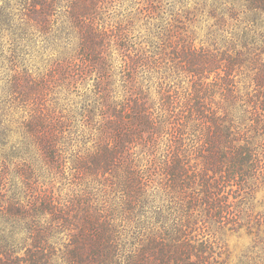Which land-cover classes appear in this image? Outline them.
<instances>
[{"label":"rangeland","instance_id":"obj_1","mask_svg":"<svg viewBox=\"0 0 264 264\" xmlns=\"http://www.w3.org/2000/svg\"><path fill=\"white\" fill-rule=\"evenodd\" d=\"M152 1L76 0L72 14L63 11L64 3H58L59 6L52 11L54 0H0V170L4 167V172H8L3 175L5 179L0 180L2 197L8 199L20 192L32 191V194H39L42 198L44 196L49 199L54 198L58 204H65L57 195L64 184L56 189L42 186L50 182L43 166L32 154L31 145L35 144L49 169L55 171L61 181L70 180L71 184L79 182L78 186L83 185L80 192L74 191L67 196V202L80 196L86 202H91L90 204L95 202V205L100 203L101 206H110L111 203H119L121 197L127 198V194L115 190L118 186L114 183L120 180L126 183L124 186L131 189L134 196H138L135 202L143 201L145 206L144 200L161 197L152 207L172 210L174 207L168 203L169 200L165 201L164 197L166 193L171 192L174 194V205L183 209L184 202L175 199L179 196L181 183L172 179L170 183L173 187L169 188L167 177L161 175L163 168L160 163L164 162L161 157L169 150L170 137L162 136L166 139L162 141L163 146H159L157 152L152 151L147 145H138L139 148L132 150L130 161L123 159L118 153L116 155L111 144L115 142L116 137L113 138L117 131L130 133L136 129V131L148 132L149 129H144L137 123L141 113L144 115L140 119L146 121L144 109L156 117L160 114L157 104L163 108L168 101H171L173 106L177 104L176 108L181 113L187 107V90L191 89L193 94L197 93V84L190 81L187 83V62L188 68L195 70L204 64L202 57L200 53L187 52V49L180 48L179 57H182L180 62H185L186 65L178 68L179 72L176 75H162L160 71L157 74L153 73L157 88L154 93L155 99L151 100L153 102L133 99V102L127 104L122 99H118L121 93L120 88L117 87L116 77L120 74L115 68L110 48L114 43L121 55L127 58V69L124 75L120 76V79L125 81L121 87L127 91L130 75L128 68L140 66L138 63L143 65V61L145 64L151 61L156 63L151 55V49L153 50L151 37L163 32L159 29V26L163 25L162 20L166 23L162 27L166 28L176 24L175 21L181 16L197 19L199 27L195 30L198 36L196 44L201 42L200 33L204 34L211 29L206 24L212 25L214 18L229 19L230 28H225L229 32L240 34L242 29L250 26L254 33L264 36V1L261 0V3L257 4L262 6L263 10H256V1L252 0H156L155 6L159 9L161 21L157 19L158 13H151L152 5L149 4ZM93 4L102 6L106 10V14L101 15V20L98 22L93 20L89 22L88 18H85L95 7ZM117 5L120 7L116 8ZM114 8L116 11L112 12ZM180 12L185 14H180L177 18L175 14ZM110 20L115 21L114 26H109ZM100 25L102 26L98 28ZM33 29L54 47L58 41L66 40L75 32L80 38L79 44L72 50L75 59H70L68 55L62 53L52 61V67L47 75L39 73V70L33 75L29 71L31 53L28 47L34 42ZM140 30H143L144 39L139 43L146 47L138 48L137 43L134 42L136 37L131 33L133 31L139 33ZM119 31L123 33L121 36L118 35ZM5 39L8 40L7 52H5ZM260 39L264 40V38ZM166 40L164 37L163 42H158L163 47L162 52H165L163 44ZM65 52H67L66 46ZM86 54L92 55L95 60L91 63L85 60ZM98 58L107 60L111 65L107 73L106 69L100 67L102 63ZM133 60L138 63H133ZM156 66L151 67L157 69ZM164 69L166 71L168 68ZM247 69L242 64L238 72H233L234 82L240 89L246 82L249 83L250 75ZM93 73L96 75L94 94L77 92L81 99L72 101L69 105L67 103L69 97L61 93L77 84L86 87L87 78ZM6 74L7 79H5ZM213 77L214 75L211 79H214ZM142 84L147 85L144 80ZM103 88L107 89V93H103ZM147 91L153 95L152 89ZM168 93H170L169 100H166L164 98ZM192 97L193 95L189 96V99ZM124 99H127V94ZM14 112L21 113L19 121L12 118ZM185 116V121L182 123L179 120L174 131H185L184 140L187 144V113ZM80 122L89 133H96L91 150L83 154L77 152L66 156L67 150L64 148L63 160L50 163L49 156L46 157L45 154L46 148L52 146L50 138L53 137V129L62 132L61 141L65 143V131L70 135L80 133L78 126ZM14 123L18 124V127H14ZM159 127L163 128L164 124H160ZM18 130H22L23 139H14ZM73 138L84 144L92 140L90 134L87 137L83 134L73 135ZM158 138L159 136L155 137L157 140ZM190 138L188 144H196L193 141L194 136L191 135ZM82 155L89 156L82 162L77 161ZM69 162H71L70 167ZM196 164V161H192V168ZM177 165L179 167V164ZM112 170H115L116 174ZM3 182L7 184L2 186ZM19 187H22V190ZM252 188L251 191L247 190L248 195L243 194V199L238 198L243 193L241 191L243 189L234 190L235 192L228 190L226 200L235 204L234 209L240 208V214L226 219L222 225L216 224L214 230L207 232L204 239L199 236L200 239L214 245L212 249L214 257L210 260L212 264H264V174L253 182ZM104 201L107 204L103 203ZM21 218L23 217L20 216L18 220L23 221ZM157 264L164 262L158 261Z\"/></svg>","mask_w":264,"mask_h":264},{"label":"trees","instance_id":"obj_2","mask_svg":"<svg viewBox=\"0 0 264 264\" xmlns=\"http://www.w3.org/2000/svg\"><path fill=\"white\" fill-rule=\"evenodd\" d=\"M75 1L54 0L52 11L64 3L63 11L73 14ZM155 1L149 4L152 5L151 13H158L157 19L161 21ZM252 1H256V10H263L257 5L261 0ZM94 6L85 16L89 22H98L101 15L106 14L104 7ZM180 14L185 13L175 15L178 18ZM214 20L212 25L206 24L211 29L203 34L199 44H196L198 36L195 34L199 27L197 19L181 16L176 24L166 28L162 27L166 24L162 20L159 29L163 32L151 37V55L156 63L145 64L143 61L141 65L133 60L140 66L128 68L127 99L122 100L127 104L133 99L153 102L151 100L155 98L147 91L153 87L152 76L141 77V73L145 68L160 73L159 66L163 64L164 68L171 66L175 70L174 74L168 75H176L178 68L186 65L180 62V48L200 53L202 57L204 64L195 70L188 68L187 62V83H196L197 93L187 90V107L181 113L177 104L173 106L171 101L167 106L159 107L160 114L156 117L144 109L146 121L140 119L144 115L141 113L137 123L149 129L148 132L117 131L113 138L116 137L115 142L111 144L116 155L130 161L132 150L139 148L138 145H147L157 152L166 139L162 136L170 137L169 150L161 157L164 160L160 163L161 175L167 177L169 188L173 187L172 179L181 183L179 196L175 199L184 202L183 209L174 205L171 192L164 197L174 207L172 210L152 207L161 197L144 200L145 206L143 201L135 202L138 196L124 186L126 183L118 181L119 178L114 183L118 186L115 190L127 194V198L121 197L119 203L110 206L90 204L80 196L58 204L54 198H42L32 191H23L8 199L0 195V264H157L158 261L164 264H212L214 245L202 240L203 237L214 230L216 224L222 225L226 219L240 214V208L234 209L235 204L226 200L228 190L243 189L238 196L243 199V194L248 195L247 190L253 189V182L264 174V40L260 39L264 36L254 33L250 26L242 29L240 34L229 32L225 29L230 28L229 19ZM122 34L119 31L118 35ZM164 37L167 40L163 44L165 52H162L163 47L158 42H163ZM85 60L91 63L95 59L86 54ZM98 61L107 73L111 65L102 58ZM242 64L248 68L250 80L240 89L234 82L233 72H238ZM153 65L157 69L151 67ZM213 75L214 79H211ZM141 80L149 83L144 86ZM103 93H107V89L103 88ZM169 95L164 99L169 100ZM185 113L187 144L185 131H174L179 120L185 121ZM160 124L164 127L160 128ZM53 131L52 146L46 148L45 154L54 161L50 163L64 158L62 132ZM191 135L196 144H188ZM158 136V140L155 139ZM88 156L82 155L77 161L82 162ZM192 161L197 163L193 168ZM6 173L1 167L0 180L5 179ZM5 183L1 185L5 186ZM103 203L107 204L106 201ZM45 214L50 215L47 224L39 220ZM20 216L23 221L18 220ZM62 233L63 246L58 248L57 236Z\"/></svg>","mask_w":264,"mask_h":264},{"label":"clouds","instance_id":"obj_3","mask_svg":"<svg viewBox=\"0 0 264 264\" xmlns=\"http://www.w3.org/2000/svg\"><path fill=\"white\" fill-rule=\"evenodd\" d=\"M120 6L117 5L116 8H119ZM127 7V5H125ZM116 8L112 9V12L116 11ZM115 21H109V26H114ZM34 33V42L29 44V50L31 55L29 56V71L33 74H37V70H39V73L47 75V73L50 71L52 67V61L56 59L57 57H60L61 54H66L69 56L70 59H75V56L72 53V50L77 47L79 44V36L73 32V34L68 37L64 41H58L57 45L54 47L48 41L45 40V38L39 33L36 32L35 29L32 30ZM133 37H136V40H134L135 43H137V47H146V45H143L139 43L140 41H143L144 36H143V30H140L138 33L137 31H133L131 33ZM203 33H200V37L202 38ZM7 45H8V40L5 39V52H7ZM65 46L67 48V52H65ZM111 54H112V59L115 65V68L117 72H119L120 75L116 77L117 79V87L120 88V95L118 96V99H124L125 95L127 94V91L125 88H122L121 85L125 83V81H122L120 79V76L124 75L125 70L127 69L128 61L126 57H123L121 53L117 50L115 44L113 43L112 47L110 48ZM119 52V55L117 53ZM19 71V69H17ZM159 71L161 72L162 75H168L169 73L174 74V69L169 66L167 69V72L164 69L163 64H161ZM146 76H153V80L150 81L153 83V88H152V93L153 97L155 98L154 93L157 91V88L155 87V81L156 77L153 75V71L151 69L145 68L142 73L141 77H146ZM8 76L7 74L5 75V79H7ZM96 80V75L93 73L90 77L87 78V86H81L79 84L74 85L73 87L63 91L61 94L62 95H67L69 97L67 103L71 105L72 101H79L81 99V96H78L76 93H89V94H94V83ZM146 83H149V81H146ZM157 108L159 109V105L157 104ZM163 115H166L167 113H161ZM12 118L16 121H19L21 118V113L20 112H14L12 113ZM14 127H18V124L14 123ZM79 129L80 133L78 134H73V135H79L83 134L85 137H87L89 134L92 136V140L87 143H81L78 139H74L73 135H70L68 131H65L64 136H65V143L62 145L63 148H65L67 151L65 152L66 156H71L73 153L79 152L80 154H83V152L91 150L92 145L95 143V137L96 133L92 132L89 133L88 130L84 127L83 123H79ZM22 130H18L16 136L14 139H23V136L21 134ZM71 141V142H69ZM32 154L33 156L39 161V163L43 166L44 171L46 173V177L49 180L50 183L42 185L43 187H49V188H60L61 184H64L65 186L62 188L60 192L57 193L58 196H60L64 202H67V196L71 195L74 191L75 192H80L83 188V185L79 184H71L70 180L69 181H61L59 176L56 174L55 171L50 170L48 165L45 163L42 153L40 149L35 145L32 144ZM71 162H69V167H70ZM42 223H49L50 222V215L45 214L43 217H41ZM64 234H60L57 236V247L60 248L63 246L64 242Z\"/></svg>","mask_w":264,"mask_h":264}]
</instances>
